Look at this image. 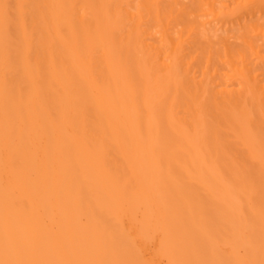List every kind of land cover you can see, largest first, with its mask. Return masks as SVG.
<instances>
[{
    "label": "bare ground",
    "instance_id": "6f19581e",
    "mask_svg": "<svg viewBox=\"0 0 264 264\" xmlns=\"http://www.w3.org/2000/svg\"><path fill=\"white\" fill-rule=\"evenodd\" d=\"M262 37L264 0H0V264H264Z\"/></svg>",
    "mask_w": 264,
    "mask_h": 264
},
{
    "label": "rangeland",
    "instance_id": "374dc122",
    "mask_svg": "<svg viewBox=\"0 0 264 264\" xmlns=\"http://www.w3.org/2000/svg\"><path fill=\"white\" fill-rule=\"evenodd\" d=\"M214 31H215V33L217 35L221 33V31H220V24H216V26L214 28ZM217 35L214 36V40H217ZM258 43L264 48V37L260 38V40L258 41Z\"/></svg>",
    "mask_w": 264,
    "mask_h": 264
}]
</instances>
